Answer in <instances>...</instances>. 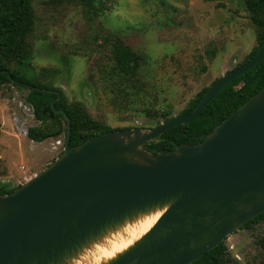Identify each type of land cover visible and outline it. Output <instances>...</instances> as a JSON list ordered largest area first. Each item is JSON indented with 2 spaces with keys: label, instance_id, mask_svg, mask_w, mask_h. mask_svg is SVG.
<instances>
[{
  "label": "water",
  "instance_id": "obj_1",
  "mask_svg": "<svg viewBox=\"0 0 264 264\" xmlns=\"http://www.w3.org/2000/svg\"><path fill=\"white\" fill-rule=\"evenodd\" d=\"M263 59L264 43L210 85L191 112L152 129H113L71 146L70 117L55 110L67 121L62 155L0 193V264H72L108 235L158 211L144 235L101 264H190L263 213L264 87L203 141L168 151L144 148L196 120Z\"/></svg>",
  "mask_w": 264,
  "mask_h": 264
},
{
  "label": "rangeland",
  "instance_id": "obj_2",
  "mask_svg": "<svg viewBox=\"0 0 264 264\" xmlns=\"http://www.w3.org/2000/svg\"><path fill=\"white\" fill-rule=\"evenodd\" d=\"M34 5L30 75L38 77L42 67L60 69L45 84L58 86L69 101L82 102L93 118L114 129L154 128L157 121L145 113L154 107L169 105L177 115L257 45L242 0H114L111 11L92 20L76 0H34ZM105 22L112 29L127 28L126 42L150 57L144 67L147 83L140 78L138 95H129L131 89L98 69L109 56L108 46H100ZM26 93L12 83L0 86V182L11 186L23 184L64 150V133L44 141L28 137L38 121ZM263 235L264 221L239 229L225 241L226 252L237 263L261 264L264 251L257 241Z\"/></svg>",
  "mask_w": 264,
  "mask_h": 264
},
{
  "label": "trees",
  "instance_id": "obj_3",
  "mask_svg": "<svg viewBox=\"0 0 264 264\" xmlns=\"http://www.w3.org/2000/svg\"><path fill=\"white\" fill-rule=\"evenodd\" d=\"M113 2L114 0H76V5L81 7L86 18L92 20L111 11ZM242 3L249 20L256 29L257 45L236 67L253 58L264 43V0H242ZM36 21L34 0H0V86L12 83L27 89L25 101L32 107L35 119L38 121V124L29 128L28 137L35 141H44L49 136L59 137L62 133L66 136L67 121L63 114L57 113L55 110H64L70 117L71 146L113 130L114 128L109 124L93 118L82 102L69 101L67 94L58 86L45 84V80L55 79L61 72L60 69L42 67L38 77L30 75L31 69H33L30 65L34 56L31 35L35 30ZM103 24L102 26L105 27L104 43H101L100 46L103 44L108 46L109 56L106 65H101L98 69L102 70L106 77L131 89V91H127L129 95H138L141 84L148 78V74L144 73V67L149 64L150 57L143 52L135 51L126 42L124 32L127 28L112 29L106 22ZM140 78H143V81ZM209 87H204L199 91L190 100L188 106L177 115L191 112ZM263 87L264 59L257 66L227 84L196 120L169 128L157 140L145 145L144 148L152 152L168 151L181 144L193 145L203 141L219 123ZM132 89H135L134 92ZM54 90L61 92L59 98ZM55 99L53 109L51 103ZM145 113L149 118L157 121L155 127L174 116L172 107L169 105L147 109ZM1 132L0 121V135ZM62 153L63 151L60 155ZM20 185L11 186L2 181L0 182V193H10ZM263 221L264 212L245 223L242 229H249ZM257 243L264 251V235L258 239ZM190 264L240 263L235 262L226 252L225 241H223ZM261 264H264V260Z\"/></svg>",
  "mask_w": 264,
  "mask_h": 264
},
{
  "label": "bare ground",
  "instance_id": "obj_4",
  "mask_svg": "<svg viewBox=\"0 0 264 264\" xmlns=\"http://www.w3.org/2000/svg\"><path fill=\"white\" fill-rule=\"evenodd\" d=\"M162 211L140 217L133 223L108 235L104 240L86 249L72 264H101L115 257L142 235H144L156 222Z\"/></svg>",
  "mask_w": 264,
  "mask_h": 264
},
{
  "label": "flooded vegetation",
  "instance_id": "obj_5",
  "mask_svg": "<svg viewBox=\"0 0 264 264\" xmlns=\"http://www.w3.org/2000/svg\"><path fill=\"white\" fill-rule=\"evenodd\" d=\"M242 228H243V227H241L240 229H242ZM238 230H239V229H238ZM236 231H237V230H236ZM226 240H227V239H226ZM226 240H225V241H226Z\"/></svg>",
  "mask_w": 264,
  "mask_h": 264
}]
</instances>
